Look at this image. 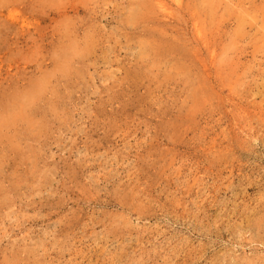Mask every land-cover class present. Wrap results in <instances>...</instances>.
Returning <instances> with one entry per match:
<instances>
[{
    "label": "rangeland",
    "instance_id": "rangeland-1",
    "mask_svg": "<svg viewBox=\"0 0 264 264\" xmlns=\"http://www.w3.org/2000/svg\"><path fill=\"white\" fill-rule=\"evenodd\" d=\"M177 1L0 0V264H264V0Z\"/></svg>",
    "mask_w": 264,
    "mask_h": 264
},
{
    "label": "bare ground",
    "instance_id": "bare-ground-1",
    "mask_svg": "<svg viewBox=\"0 0 264 264\" xmlns=\"http://www.w3.org/2000/svg\"><path fill=\"white\" fill-rule=\"evenodd\" d=\"M171 1H172V0H171ZM176 1H177V0H176ZM149 2H150V1H149ZM177 2L180 3V0L177 1ZM146 4H147V3H146ZM149 4H150V3H149ZM175 4H178V3H175ZM150 5H151V4H150ZM150 5H149V6H150ZM161 5L163 6V4H161ZM149 6H148V7H149ZM176 6H177V5H176ZM178 6H179V5H178ZM155 8H156V7H155ZM148 9H149V8H148ZM171 9H172V8H171ZM157 10H158V9H157ZM172 10H173V9H172ZM180 10H181V9H180ZM152 11H153V10H152ZM159 11H160V10H159ZM162 11H163V10H162ZM165 11H166V10H165ZM170 11H171V10H170ZM173 11H174V10H173ZM154 12H155V11H154ZM206 12H207V11H206ZM163 13H164V12H163ZM165 13H167V12H165ZM168 13H169V12H168ZM168 13H167V14H168ZM174 13H175V12H174ZM159 14H160V13H159ZM170 14H171V12H170ZM170 14H169V16H170ZM173 15H174V14H173ZM247 16H249V15H247ZM150 17H151V16H150ZM163 17H164V16H163ZM165 17H166V16H165ZM152 19H153V18H152ZM159 19H160V18H159ZM164 20H165V18H164ZM155 21H156V19H155ZM167 21H168V20H167ZM153 22H154V21H153ZM156 24H157V23H156ZM197 27H198V26H197ZM197 27H196V28H197ZM196 30H197V29H196ZM153 31H154V30H153ZM155 31H156V30H155ZM158 32H159V31H158ZM155 33H156V32H155ZM159 34H160V33H159ZM161 35H162V34H161ZM153 37H154V36H153ZM161 37H162V36H161ZM155 39H156V38H155ZM85 41H86V40H85ZM157 41H158V40H157ZM162 42H163V41H162ZM170 42H171V41H170ZM85 43H86V42H85ZM153 43H154V42H153ZM168 43H169V42H168ZM72 45H73V44H72ZM72 45H71V46H72ZM85 45H86V44H85ZM151 45H153V44H151ZM166 45H167V44H166ZM184 45H185V44H184ZM71 46H70V47H71ZM153 46H154V45H153ZM168 46H169V44H168ZM181 47H182V45H181ZM153 48H154V47H153ZM155 48H156V47H155ZM184 48H185V47H184ZM70 49H71V48H70ZM170 49H171V48H170ZM170 49H169V50H170ZM157 50H158V49H157ZM153 51H154V50H153ZM158 51H159V50H158ZM167 51H168V50H167ZM71 52H74V51L72 50ZM76 52H77V51H76ZM155 52H156V51H155ZM155 52H154V53H155ZM175 52H176V50H175ZM182 53H183V52H182ZM165 54H166V53H165ZM73 55H74V53H73ZM77 55H78V54H77ZM157 55H158V54H157ZM184 55H185V54H184ZM75 56H76V55H75ZM83 56H84V55H83ZM152 56H153V55H152ZM155 56H156V55H155ZM167 56H168V55H167ZM155 58H156V57H155ZM158 58H159V57H158ZM161 59H162V58H161ZM26 96H27V94H26ZM11 147H12V146H11Z\"/></svg>",
    "mask_w": 264,
    "mask_h": 264
}]
</instances>
